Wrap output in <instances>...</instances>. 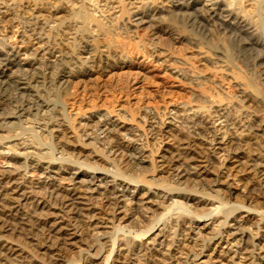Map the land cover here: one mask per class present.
I'll list each match as a JSON object with an SVG mask.
<instances>
[{"label": "bare ground", "instance_id": "bare-ground-1", "mask_svg": "<svg viewBox=\"0 0 264 264\" xmlns=\"http://www.w3.org/2000/svg\"><path fill=\"white\" fill-rule=\"evenodd\" d=\"M63 1L65 0H47L48 5L42 3L41 7L35 4L37 9L32 11L30 20L26 19L25 22L27 30L33 36L35 46L28 48L17 44L0 46V131L5 132L0 133V139H3L0 140V264H36V261L31 260L32 255L29 258L22 253L20 242L36 251L39 249L46 255L49 254V258L59 261L69 245L74 243L75 235L78 233L85 236L83 237L85 242L89 240L92 249H97L95 252L82 249L83 253L88 254L78 256L79 261L73 264H101L99 259L102 256L104 264H264V139L257 137L258 132L254 131L256 127L253 128L252 123L248 121L242 106L235 108V112L231 111L233 108L228 101L226 105L216 107L215 121H220L219 125L224 127L225 133L220 134L218 132L220 127L214 126L207 118L200 117L193 121L190 125L194 133L192 143L182 141L165 164L154 160L149 145L159 140L165 133L166 121L151 119L147 129L132 130L131 127L128 128L131 125L126 127L120 124L110 113L95 114L93 107H86L84 111L86 116L84 113L81 114L83 109L73 110L72 114L79 115L77 126L82 129L80 137L71 127V120L68 117L61 123L59 121L63 128L53 121L48 124L52 125L49 127L51 132L62 131L63 134V131L68 129L74 141L79 137L88 139L85 145L94 143L87 151H91L92 154L89 156L91 158L93 155L91 159L94 157L95 160L80 159V154L77 156L73 154L71 155L73 157L69 155L67 158L57 156L59 161H56L51 158L52 154L45 155L46 153H40L41 151L28 155L31 149L28 150L27 143L8 141L11 137L8 138L6 132L9 133L15 128L18 120L27 119L28 114L38 115V112L44 110L43 107L48 109L49 105L41 100L39 102L37 98L48 80H56L63 89L74 76L81 73L69 62L71 58H76L73 51L68 58L51 50L50 61L45 63L44 58L42 59L44 51L48 50V43L46 44L44 39L53 26L50 28L47 24V21L51 20L48 17L49 15L58 17L65 11L67 3L64 4ZM76 1L80 3V0ZM137 1L140 0L126 2ZM256 1L258 0H169L165 7H158L157 12H167L172 17H183L191 23L190 25L205 34H209L211 29L214 33L216 30L223 33L233 43L232 45L237 47L234 46L236 50L238 49L246 59H251L252 65L254 63L259 67L264 76V39L257 38L258 33L256 36L254 24L249 21L252 22L258 13L256 11L259 3L257 5ZM1 3V15L4 17L10 15L9 17L13 16L11 19H16L15 12L9 8L13 5L8 6L5 0ZM18 4L17 2L16 5ZM236 4L242 5L248 17L236 11ZM148 9L147 5L143 10L138 9L142 13L138 22H145V16L149 14ZM68 17L76 21L57 19L53 22L63 29L64 34L73 33V30L77 29L85 30L86 20L102 27L101 19L90 12L75 13L74 9ZM250 17L252 19H249ZM34 18L35 20H31ZM40 21H46L47 25L40 24ZM187 32L178 27L163 30V36L171 39L173 42L171 44H174L163 49L168 52H166L168 56L175 55L176 58L182 59L183 61L179 59L178 64H185L194 79L206 78L219 82L226 93L236 88L242 102L248 103L259 98L251 83L229 69L225 60L215 64L218 59L213 60L209 49L198 43L187 46V42L195 39ZM129 61L123 60L122 65H129ZM136 63L133 62L134 65ZM180 65L178 67L181 68ZM178 67L176 66L173 71H177ZM59 91L54 92L53 100L57 99ZM215 99L214 102L220 103L219 105L223 102L221 98L217 101ZM54 109L57 114L60 113L59 109ZM257 127L264 128V121L258 122ZM6 138L8 139L4 141ZM31 140L35 141L32 136ZM191 144L196 145L198 149H194L195 146L193 148ZM85 145H80V148H86ZM14 159L21 162L14 166L16 165ZM215 160L220 162V171L213 168ZM22 162H28L31 169L40 172L36 175H18L17 170ZM164 166L171 170L172 177V181L166 183L159 182L156 177L163 171ZM27 170L29 173V169ZM236 172L245 175L249 192L244 196V200L249 205H260V208L248 207L239 202L230 203L219 195L191 188L192 184L186 182L204 181L203 179L209 178V174L212 173V180L209 178L211 184L208 183L213 187L222 183L221 175L234 180ZM42 175L46 180L47 177L51 180L48 190V197L51 200L41 201L43 210L39 209L41 212L36 216L22 215L19 212V200L27 198V195L33 196L34 187ZM183 178L186 181H182ZM54 179H68L69 183L62 188V185L53 183ZM76 184L84 186L77 189ZM225 184L226 188L228 187V194H233L229 187L232 184L230 185L229 181ZM130 204L135 205L127 206ZM138 208L141 209V213L133 214ZM158 209L160 211L157 215L154 212ZM147 212H151L152 215H148ZM239 212H242L241 215ZM206 216L208 221H204ZM144 217L152 218L147 225V232L154 229L159 222L161 225L156 228L157 232H152L145 240L143 236L147 232L132 234L134 229L125 225L116 224L112 231L107 230L108 221L122 219L138 225ZM251 218L252 226H245ZM20 225L27 227L26 233L20 230ZM206 229L211 231L208 235L203 233ZM6 234L15 236L16 243L5 241L2 235Z\"/></svg>", "mask_w": 264, "mask_h": 264}, {"label": "rangeland", "instance_id": "rangeland-1", "mask_svg": "<svg viewBox=\"0 0 264 264\" xmlns=\"http://www.w3.org/2000/svg\"><path fill=\"white\" fill-rule=\"evenodd\" d=\"M2 1L3 0L0 1V7L2 5ZM6 1L8 6L13 5L11 7L9 6V8L11 10L13 9V13L15 12L14 15L16 16V19H11L13 16L9 17L10 15L8 17H4V15L2 16L0 13L2 18H0V46L5 47L10 44H17L23 48L35 46L36 44H34L32 40L33 36L30 35V32L27 30L25 22L30 20L29 17H32L33 15L32 11L35 8L37 9L35 4L40 7L43 6V4L48 5V3H46L47 0H25L26 2H24V0H19L20 2L18 0H13L14 2L11 0V2L9 0H5V2ZM34 1L38 2L36 3ZM126 1L128 0H80L79 3L76 0H71V2H69V0H65L63 2L64 4L67 3L65 4L67 5L65 9L66 13L65 11H62V13H60L58 16L59 18L56 16L50 17L49 15L48 19H51L50 21L52 23L47 21V24L50 25V28L52 25L53 26L52 30L49 29L48 33L46 32L48 35H46L44 42L46 41L45 43H48V50H45L42 55V59L44 58L43 61H45V63L50 61L52 58L50 55L51 50H54L57 55L60 54L68 58L70 52L73 51L76 55V58H71L69 62L81 73H79L77 76H74L70 83L63 89L56 80H48L45 84L46 86H43L42 93H40V96L37 97L39 102L43 101L49 105L48 109L43 107L45 111L43 110L38 112V115L28 114L29 116L27 119H21V121L18 120L15 128L9 131V133L6 132L8 138L11 137V139L6 138L4 141L8 139V141L12 143H27L26 145L28 150L31 149L28 155L38 154L41 151L40 153L44 152V154L46 153L45 155L52 154L50 155L51 158L56 161H59V159L57 160V156L67 158L69 155L71 156L73 154V156L80 154V159L88 161L93 159L95 160L96 158L94 157L91 159L93 155H91V158L89 156L92 154L90 153L91 151H87V148L92 147L94 143L93 145H85V142H87L86 140L88 139L79 138L82 132V129L80 130V127L77 126L79 115L72 114L73 110L80 109L81 111L83 109L81 111L82 114L84 113L86 107H93V112L95 111V114L96 112L97 114L110 113L113 118L120 122V124L126 127L131 125L128 128L131 127L132 130L139 128L141 130H144L145 128L147 129L149 127V120L151 119H162L164 122L166 121L165 133H163L159 140H157L158 142L156 141L149 145V148L152 151L151 155H153L154 160H156V162H163V164H165L171 154L177 150L178 145H180L182 141L185 140L192 143L191 140H193L194 133L190 125L193 123V121L195 122L200 117H204L208 120H211V122L214 123V126L220 127V121H215V109L218 106H223L224 104L226 105L227 101L229 104L231 103V107L233 108L231 111L235 112V108L242 106L241 108L243 109V113L247 116L248 121L252 123L253 128H258V122L264 121V76L258 69L259 67L257 65L254 63L252 65L253 61L251 59H246V57L240 51H238V49L236 50L237 47L232 45L233 43L227 39V36L221 32L219 33L217 30L214 33L213 29H211L213 32L211 31L209 34H205L199 29H196V27L193 25H190L191 23H189L188 20L183 17H172V15L167 12L158 13V7H165L169 0H140L130 3ZM17 2L19 3L18 5H16ZM256 4L258 5L256 11L258 13L255 16L256 20H253L250 17L249 19H252V22L251 20L249 21L252 25L254 24L253 28L255 30L254 32L256 36L258 33L257 38L262 40V38L264 39V0H258L256 1ZM26 5H28V7ZM145 5L149 7L147 10L149 14L145 16V22L140 23L138 22V18L142 15V13L138 9L143 10ZM18 6L21 7L18 8ZM236 6L238 8H236ZM241 6L242 5L239 6L236 4V11L240 14H243L245 17H248L247 12L245 13ZM74 9L75 13L78 11L84 13L90 12V14L92 13V15L95 17L100 18L102 27H98L92 21L86 20L84 24L86 27L85 30L78 31L77 29L76 31L78 33L73 30V33L64 34L62 32L63 29H61V27L58 25H54L53 22L54 20L57 21V19H67V21L70 20V22H75L76 20L68 17L70 13L74 12ZM241 19H243V17H241ZM31 20H35V18ZM45 22L46 21H40L39 23L44 24ZM177 27L180 29L183 28L186 30V32L188 31L187 33L195 37L194 40L192 39L186 43L187 46L198 43L209 49L210 54L213 56V60L215 59L216 61L218 59L215 64H217L218 61L220 63L222 60H225L229 69L239 73L251 83L255 91L259 94V98L256 100H250L249 102L247 101L249 103L248 104L246 101L242 102L239 100L241 96L236 88H233L230 90V92L228 91L226 93L219 82H213L206 78L194 79L190 75L189 69L185 67V64H178L180 60L183 61L182 59L176 58L175 55L168 56V52L163 50L167 48L168 45L169 47L170 45H174L171 44L173 43L171 39L165 38L163 36V30L166 28L176 29ZM162 59L163 61H161ZM123 60H130L129 65H122ZM133 62L137 63L134 65ZM48 65L49 63H47V66ZM179 65L181 68L178 67ZM176 66L181 73L177 69V71H173ZM58 91L60 94L56 100H53L55 98L54 92L56 93ZM215 98H221L223 100L221 105H219L220 103L218 104L214 102ZM217 99L215 100L217 101ZM54 108L59 109L60 113L57 114ZM171 108L173 109L169 110ZM66 117L71 120V127L74 128V130H76L79 135L77 141H74L70 137L68 129H65L63 134L62 131H49V127H52V125L50 126L48 122L53 121V123L59 125L63 119H66ZM124 122H126V124ZM60 125L59 127L63 128V126ZM256 129H254V131L258 132L256 133L257 137L259 139H264V128ZM218 132L221 134L225 133L226 130L224 127H220ZM0 133L5 134L3 131H0ZM31 136L32 139H35L34 142L31 140ZM131 137L133 138V136ZM1 141H3V139ZM82 144L83 146L85 145L86 148L81 149L80 145L82 146ZM75 147H77V149H75ZM192 147L196 150L198 149L196 145H192ZM46 151L50 152L48 153ZM85 153H89L88 156ZM53 155L55 157H53ZM14 161L16 162V165L14 166H17L18 163L21 162L20 160L16 161V159H14ZM14 161L12 160L13 164H15ZM213 162V168L216 171H220V162L218 160ZM216 163L217 166H215ZM19 166L21 167H19V170H17L18 175H36L38 172H40L31 169L28 162H22V164ZM27 169H29V173ZM225 171L229 170L225 169ZM243 175L244 174L239 173L233 176L234 180L221 177V175L220 178L222 183L213 187L210 186L212 180L211 177H213L212 173L209 174V178L211 180L209 178H205L203 179L205 182L202 180H199L200 182H188L184 178L181 180H185L190 185L192 184L193 186L191 185V188L208 191L212 195H219L223 198V200H226L230 203L239 202L248 205V207L260 208V205H249L244 200V196H246V194L249 192V189L248 186H246L245 175ZM42 176L39 178L41 180L34 187L35 189L32 192L33 196L27 195V198L19 200V212H21L22 215L31 214L32 217L36 216L41 212L40 210H43L40 205L42 204L41 201L51 200V198L48 197V190L50 187L49 182L51 180L50 178L48 179V177L46 180V177ZM156 177L158 178L159 182H170L172 181L171 170L164 166L163 171L159 172ZM60 180L54 179L53 183L59 184L60 186L62 185V188H65V186H67L69 183L68 179ZM227 181H229L230 185L232 184L229 186L233 190V194L231 195L228 194V187L226 188L227 184L225 183H227ZM76 185L77 189H82L84 186L81 184ZM38 194L40 196H38ZM131 205L135 204H130L127 206ZM190 206L193 208V204ZM33 211L36 212V214ZM159 211L160 209L154 213H157L158 215ZM136 213H141V209L138 208L133 214L136 215ZM147 213L148 215H152L151 212ZM241 213L242 212H239V215H241ZM253 218H251V221L247 222V225L245 224V226H250L253 224ZM142 219L143 220L139 221L138 225H134L133 223L128 222V220L122 219L108 221L106 224L109 226L107 227V230L112 231L116 224H121L125 225L127 228H132V230L134 229L132 234L141 233L142 231L147 232V225L150 223V221H152V218L144 217ZM204 221H208V216L204 217ZM158 226L161 227L160 222L154 227V229L148 231L143 236V240L151 235L152 232L156 231ZM20 228L22 232H27V227L24 228L23 225H20ZM206 231H203V233L206 235L211 232L208 229H206ZM2 236V238H5L4 240L8 243H16V240L14 239L15 236L11 237L9 234ZM75 236L76 240L74 243L69 245L66 253H63V257L59 261L49 258V254L46 255L45 252H42L36 248L40 253L39 254L36 250H34V248L29 247L23 242H20L19 244L20 248L22 247V253L29 258L32 255L33 258L31 257V260L33 262L36 261V264H73L79 261L78 258L80 256H85L88 254L83 253L82 249L85 248L84 250L87 249L90 252L97 249H92V245L88 243L89 240L85 242L83 240V237L85 236H82V234L78 233ZM106 248L108 249L109 247ZM103 254H106V252H103ZM102 259L103 256L99 259V263L104 264ZM38 261L40 262L38 263Z\"/></svg>", "mask_w": 264, "mask_h": 264}]
</instances>
